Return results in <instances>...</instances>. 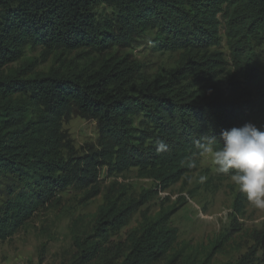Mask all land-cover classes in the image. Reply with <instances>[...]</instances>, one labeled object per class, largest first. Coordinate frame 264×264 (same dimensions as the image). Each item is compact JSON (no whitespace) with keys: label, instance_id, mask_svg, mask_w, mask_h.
Segmentation results:
<instances>
[{"label":"trees","instance_id":"obj_1","mask_svg":"<svg viewBox=\"0 0 264 264\" xmlns=\"http://www.w3.org/2000/svg\"><path fill=\"white\" fill-rule=\"evenodd\" d=\"M135 29L154 31L152 46L178 54L173 69L138 87H128L122 61L89 71L20 68L0 75V184L8 194L0 242L73 182L97 181L93 166L76 169L61 150L60 120L73 106L99 123L100 149L87 165L135 170L160 191L199 171L202 136L220 147L222 130L245 123L264 130V83L253 55L264 45V0H0V71L27 47L99 52ZM159 140L166 150H158ZM234 201L242 212L248 200L238 186ZM128 207L100 205L92 235L67 264H212L207 252L174 251L176 231L162 216L145 217L124 240H112ZM248 257L223 264H264Z\"/></svg>","mask_w":264,"mask_h":264},{"label":"rangeland","instance_id":"obj_2","mask_svg":"<svg viewBox=\"0 0 264 264\" xmlns=\"http://www.w3.org/2000/svg\"><path fill=\"white\" fill-rule=\"evenodd\" d=\"M99 11L105 17L111 16L109 10ZM153 34L148 29L121 31L116 35V44L99 52L90 48L49 51L27 47L21 60L0 71V75L20 68L27 74L51 68L89 71L104 61H122L129 76L128 87L135 88L176 65L178 54L152 46ZM253 55L264 83V45ZM129 65L133 70L128 71ZM59 125L62 152L76 169L93 166L97 181L90 185L73 182L11 239L0 242V264L69 263L78 243L92 235L98 207L113 202L129 206L126 225L110 234L114 241L124 240L145 217L162 216L163 224L176 231L174 251L207 252L212 264L235 262L245 255L252 262L264 259V209L246 201L242 212H236L237 185L217 174L210 154L202 156L198 172L160 191L150 179L138 177L135 170L114 173L99 163L87 165L89 157L100 149L96 119L73 106ZM202 176L206 179L201 180ZM7 198L2 182L0 209Z\"/></svg>","mask_w":264,"mask_h":264},{"label":"clouds","instance_id":"obj_3","mask_svg":"<svg viewBox=\"0 0 264 264\" xmlns=\"http://www.w3.org/2000/svg\"><path fill=\"white\" fill-rule=\"evenodd\" d=\"M222 144L212 136L197 141L201 155L210 154L219 174L227 175L257 208L264 209V130L252 123L221 131ZM158 150H166L164 141L156 142ZM206 177H201V180Z\"/></svg>","mask_w":264,"mask_h":264}]
</instances>
